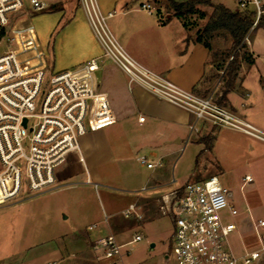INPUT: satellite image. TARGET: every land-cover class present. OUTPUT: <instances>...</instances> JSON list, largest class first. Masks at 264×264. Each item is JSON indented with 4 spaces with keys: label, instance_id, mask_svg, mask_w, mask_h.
I'll use <instances>...</instances> for the list:
<instances>
[{
    "label": "built area",
    "instance_id": "1",
    "mask_svg": "<svg viewBox=\"0 0 264 264\" xmlns=\"http://www.w3.org/2000/svg\"><path fill=\"white\" fill-rule=\"evenodd\" d=\"M74 1L85 12L103 56L123 70L130 83L188 111L197 122L264 141L263 133L218 99L185 90L136 62L111 31L110 15L103 14L98 0ZM50 6L47 0H0V206L77 185L79 177L93 184L81 140L117 122L108 95L99 88V60L56 71L35 27L19 16L26 7L38 13ZM141 8L154 9L149 4ZM238 9L253 14L255 28L264 17V0H239ZM245 180L252 182L249 176ZM161 210L172 221L176 264H260L264 259V235L254 251L240 241L239 211L217 176L188 182L163 196ZM131 215L140 218L135 206L125 213ZM256 227L264 228V220ZM142 240L136 235L120 244L108 235L95 249L106 264H119L124 248Z\"/></svg>",
    "mask_w": 264,
    "mask_h": 264
},
{
    "label": "crops",
    "instance_id": "2",
    "mask_svg": "<svg viewBox=\"0 0 264 264\" xmlns=\"http://www.w3.org/2000/svg\"><path fill=\"white\" fill-rule=\"evenodd\" d=\"M73 1L55 0L51 3L60 5L63 9L61 14L67 16L71 23L62 30H59L58 23L50 35L47 33L41 36L40 40L47 50V43L55 34L53 60L51 57L50 59L59 70L92 59H98L100 62L101 69L97 73L99 88L108 95L117 122L111 126L113 128H109L111 130H107L108 132L100 130L85 136L81 140V149L92 181L119 183L122 174L119 173L120 168L114 164L120 156L131 149L136 152V160L147 169L146 174L137 169L125 177L130 184H138V187L129 191L136 194L129 208L135 206V212L140 218L136 215L125 216L128 208L123 212L124 217H127L124 219L127 221L143 219L145 211L141 201L152 199L157 202L158 199L192 181L175 177L169 180L171 166L174 172L180 163V154L189 145L197 148L199 152L197 158L210 157L221 165L220 175L209 173L203 180L217 176L222 183L225 182V166L239 165L248 169L249 166L264 162V141L240 131L197 122L188 111L153 96L137 84L130 83L128 75L103 56L102 46L94 35L85 12ZM212 1L232 11L238 8L236 0ZM98 3L103 14L110 15L108 23L111 31L136 62L199 96H213L216 99L219 95L222 96L224 74L230 59L224 62L223 55L213 57L216 51L223 49L215 39L210 41L211 49H208L197 40L198 29H187L184 20L173 17L164 8L157 7L154 0H98ZM142 4L151 5L153 11L143 10ZM199 9L209 13L208 22L213 9L204 6H199ZM78 15L82 18V24L74 26L72 22ZM168 18H171L170 21L163 24L162 22ZM241 53L252 56L255 62L250 64L241 59L235 88L228 94L227 102L223 105L264 134L263 28L249 32ZM141 118H144V121H140ZM214 130L216 131L212 133ZM210 133L213 137L207 144L204 137ZM140 152L148 153L152 159L140 156ZM143 159L146 163H142ZM148 163L152 166L149 167ZM197 172V169L193 172L191 177L193 181L198 177ZM247 176L252 178L250 174ZM76 186H67L47 194H55ZM98 188L99 185L94 186L97 193ZM162 217L165 216L146 221L144 225H150ZM106 223L107 234L119 238L120 234L117 235L113 231L114 221L106 217ZM91 227L90 230L98 228L97 225ZM103 237L94 241L86 238L82 240L83 245L87 248L94 243L93 248L96 250V242ZM62 241L61 248L64 250L66 243ZM118 242L126 244L130 241ZM53 254L56 261L48 264H57L62 251L56 247ZM124 260L125 257L122 258V262Z\"/></svg>",
    "mask_w": 264,
    "mask_h": 264
},
{
    "label": "rangeland",
    "instance_id": "3",
    "mask_svg": "<svg viewBox=\"0 0 264 264\" xmlns=\"http://www.w3.org/2000/svg\"><path fill=\"white\" fill-rule=\"evenodd\" d=\"M47 1L51 4L55 0ZM154 1L157 7L164 8L168 12L166 1ZM236 1L238 6L239 0ZM202 12L206 15L205 18L196 14L185 19L190 29L204 28L209 13ZM63 15L61 11L33 13L28 7L19 13L26 23H31L35 27L39 39L47 33L50 35L58 23H60L59 30L71 23L67 16ZM72 23L74 26H79L82 24V18L78 15ZM54 39L55 34L47 43V51L52 60ZM213 39L223 48L216 52L224 54L231 50L232 39L227 32L218 31L213 34L211 41ZM240 56L241 61L244 54L241 53ZM222 59L225 62L228 58L223 56ZM55 70L61 71L57 67ZM220 97L221 95L218 96V100ZM112 125L102 130L108 132L107 130H111L109 128H113ZM212 133L204 137L207 144L213 137ZM139 155L152 159L146 152H140ZM180 155V163L174 172L171 166L169 180L175 177L193 181L191 177L196 169L198 171L196 181L203 180L209 173L220 175L222 172L221 165L210 157L197 158L199 152L193 145H189ZM116 162L114 165L120 168L121 180L117 184L114 181L93 180V184L99 185L98 193L93 184L86 183V177H79L76 179L78 184L74 188L27 199L22 197L1 205L0 264L54 263L56 258L53 253L56 247L62 251L57 264H106L100 259V254L94 250V243L86 248L82 241L86 238L94 241L108 235L105 230L106 217L114 221L113 231L117 235L120 234L118 241L126 243L136 234L143 237L142 241L124 248L125 260L119 264H176L172 253V221L161 210V198L157 202L152 199L141 201L145 211L143 219L128 221L124 219L127 217H124L123 212L136 198V194L129 191L138 187V184H130L125 177L137 169L146 174L147 169L136 160V152L132 149L130 152L126 151ZM224 169L225 182L222 183L229 190V198L239 211L236 218L239 239L248 250H257L264 235V228L256 227L258 221L264 219V162L249 166L248 169L239 165L225 166ZM247 174L252 176V182H246ZM159 216L165 217L150 225H144L146 221ZM93 225H97L98 228L90 230ZM62 240L66 243L64 250L61 248ZM260 264H264V259Z\"/></svg>",
    "mask_w": 264,
    "mask_h": 264
},
{
    "label": "trees",
    "instance_id": "4",
    "mask_svg": "<svg viewBox=\"0 0 264 264\" xmlns=\"http://www.w3.org/2000/svg\"><path fill=\"white\" fill-rule=\"evenodd\" d=\"M164 1H166L168 5L169 13L172 14L173 17L184 21H186L185 19L187 17L196 14H199L201 18H205L206 15L199 9V6L210 7L213 9V12L204 28L202 30H198L197 32V40L203 43L208 49H211L210 41L212 40L214 33L218 31H225L230 35L232 39L231 50L224 54L219 52H215L213 54L214 58H217L220 55H223L228 59L232 58L224 74V91L218 100L219 104H225L227 102L228 94L235 88V83L239 75L241 67L240 54L242 48L244 47V40L250 31L260 28L264 29V17L261 19L259 24L253 28V14L249 11H232L222 4L213 3L212 0H188L186 2H176L175 0ZM62 10L63 9L60 5H51L46 12ZM158 13L160 14L161 12L158 11ZM170 19L171 18H168L162 23L165 24L169 22ZM184 26L187 29H190L187 22H184ZM242 58L250 64L255 62L252 56L244 55Z\"/></svg>",
    "mask_w": 264,
    "mask_h": 264
}]
</instances>
